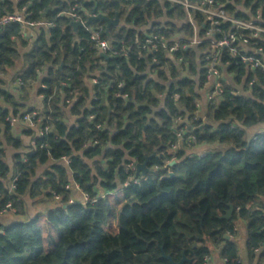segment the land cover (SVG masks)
<instances>
[{
	"label": "trees",
	"instance_id": "obj_1",
	"mask_svg": "<svg viewBox=\"0 0 264 264\" xmlns=\"http://www.w3.org/2000/svg\"><path fill=\"white\" fill-rule=\"evenodd\" d=\"M218 1L237 18H248L264 2ZM74 3L83 21L86 14L119 13L121 24L107 33L104 23L90 24L103 28L115 55L100 57L88 29L73 31L63 13ZM22 5L28 19L39 23L32 40L19 24L0 29V75L12 70V80L23 82L17 91L0 77V209L11 202L22 216L26 195L55 204L0 224V264H169L163 255L200 264L212 246L221 247L224 264H241L226 239L236 219L246 222L248 258L260 251L264 260V131L247 137L248 129L264 123L262 75L255 72L250 96L232 94L226 82L220 96L203 101L207 86L200 66L210 40L181 48L183 39L178 52L167 53L175 35H192L180 6L158 0H0V13ZM195 22L202 26L200 16ZM149 26L167 43L154 53L140 49ZM255 44L264 49V41L249 40ZM92 78L97 84L91 85ZM37 81V128L49 131L38 137L26 128L33 143L25 152L4 119L35 110L26 105L25 91ZM193 146L213 148L186 154ZM146 159L148 172L134 173L138 183L122 187L126 165ZM9 173L19 176L14 192L8 191ZM75 185L88 202L71 198ZM229 205L232 215L222 219Z\"/></svg>",
	"mask_w": 264,
	"mask_h": 264
},
{
	"label": "built area",
	"instance_id": "obj_2",
	"mask_svg": "<svg viewBox=\"0 0 264 264\" xmlns=\"http://www.w3.org/2000/svg\"><path fill=\"white\" fill-rule=\"evenodd\" d=\"M10 2L18 3L21 0H9ZM163 3H168L170 7L180 6L185 11V17L182 23L189 25L192 28L191 37L179 35L181 38L187 40V43L181 46V48H187L192 46H198L204 41L210 40L209 51L202 52L203 63L200 68L205 71V85L204 97L206 102H212L221 94V83L219 77L223 69H238L240 67H246L252 72L249 86L252 87L256 81L255 72H259L264 80V49L262 45L255 44L249 45V40H262L264 41V2L256 8L254 13L248 14V18H237L235 15L229 13L224 4L218 0H158ZM79 7L77 3H74L63 15L69 20V22H84L79 15ZM201 17L202 26L198 28L195 17ZM30 13L26 11V6L22 5L12 12L2 11L0 13V29L9 24H19L24 29L34 28L39 25L38 22L29 20ZM96 16V14H86L87 17ZM46 25V24H45ZM90 32V40L93 42V46L97 53L105 54L108 58L115 55L116 52L112 50L108 41L102 38L103 28L101 26L86 28ZM202 30V36L199 37V32ZM145 39L140 49L146 53H154L158 49V44H167L166 40L161 36L154 34L151 26L146 30ZM24 37L26 35L24 34ZM182 39V40H183ZM172 44L167 47L168 54H175L178 52L179 47L178 37L171 38ZM166 46V45H165ZM226 53V58L224 57ZM177 62L182 61V57L176 58ZM40 75V72H37ZM91 85L97 84V79L92 78ZM23 86V82L20 78L7 84L6 87L14 90H20ZM43 88V86H41ZM233 94V93H232ZM69 101H66L68 103ZM199 107V105H197ZM93 116H90L92 119ZM40 121L39 113L36 110L28 111L19 115H8L5 117L4 122L9 125L10 128L16 124L23 123L27 129H36L38 137H42L49 131V127L45 126L38 129V122ZM96 128L100 129V125H96ZM178 137L181 136L179 132ZM94 144V143H93ZM24 161H26L24 159ZM62 161L68 163L67 158H62ZM136 163L130 162L126 165L125 174L127 175L126 181L122 187H126L129 183H138V180L133 174H138L136 169ZM154 169H157L154 167ZM8 191H16V183L19 179L18 175L8 174ZM75 189L79 190L75 185ZM103 196V195H102ZM57 199V198H56ZM90 199L84 193H82V202H88ZM94 199H92V202ZM73 200L70 199L69 203ZM14 213L15 210L11 202H7L4 207L0 209V214ZM209 257H204L200 264H208ZM225 261V260H224Z\"/></svg>",
	"mask_w": 264,
	"mask_h": 264
},
{
	"label": "crops",
	"instance_id": "obj_3",
	"mask_svg": "<svg viewBox=\"0 0 264 264\" xmlns=\"http://www.w3.org/2000/svg\"><path fill=\"white\" fill-rule=\"evenodd\" d=\"M43 27H47L45 24H42ZM37 27V26H36ZM35 28H27L24 29V34L26 35L27 39L29 40L31 37H33V33ZM180 34L175 35L178 37V40L181 41L183 37L179 36ZM17 69V68H16ZM44 71V70H43ZM14 71H8L5 75H0L2 78L4 85H7L6 83L12 82V74ZM43 75V72L40 73V77ZM252 72L246 68V67H240L236 70L234 69H223L221 71L220 77H219V82L221 85L223 83H228L233 86V90L231 93L235 95H240V96H250L251 95V87L249 86V81L251 79ZM8 77V78H4ZM89 83V82H88ZM39 82L37 81L36 84H32L30 88H27L25 91V103L26 105L31 108L35 109L36 111H40L42 107V97L37 94V89H38ZM90 85V84H89ZM204 90H202L203 94V101H205L204 97ZM19 91V90H17ZM66 120H71V118H66ZM25 129L26 127L24 126L23 123L16 124L14 127L11 128V135L13 137H16L21 143H22V148L21 151H28L29 146L33 143V139L30 137V135L25 134ZM248 135L247 137L252 138L255 136V134L261 133L264 131V123H261L255 127H252L247 130ZM213 147L209 146H193L190 148H187L185 150L186 154L192 155V154H204L211 150ZM7 159L9 161V154L7 153ZM95 192L97 193L98 196L104 195L105 192L101 191L99 187L95 188ZM71 198L74 201H81L82 202V193L81 191L75 189L74 186V191L72 193ZM25 200V207H26V212L22 216L15 215L14 213H5V214H0V224L6 225L9 224L10 222H13L15 220H22V219H29L30 217L34 216L38 212H46V210L52 208L54 206V201H51L47 199L44 196H37L33 199H30L28 195L24 197ZM263 203H264V197L262 198ZM229 240H231L238 252L240 262L241 264H264V260L259 259V253L260 251L257 252V255L255 258L250 260L247 256L246 253V222H244L241 219H236L234 221V229H233V234L228 237ZM227 239V240H228ZM221 247H211V253L209 256V261L208 264H224L225 261L224 259L221 258Z\"/></svg>",
	"mask_w": 264,
	"mask_h": 264
},
{
	"label": "water",
	"instance_id": "obj_4",
	"mask_svg": "<svg viewBox=\"0 0 264 264\" xmlns=\"http://www.w3.org/2000/svg\"><path fill=\"white\" fill-rule=\"evenodd\" d=\"M97 21L104 23L105 25L104 31L105 33H107L111 27H117L119 25V13L116 12L114 18H108L106 15L97 14L96 16L87 17L86 21L84 22H80V21L69 22V25L73 29V31L76 32L77 29L87 28L91 23L97 22ZM100 57L107 59V56L105 54H100ZM147 160L148 159H146L144 163L142 164L136 165L137 172L140 173L142 176L146 174L149 170L146 165ZM171 164H174V161L171 162ZM169 177H172V173L169 174ZM232 212H233V207L229 205V210L221 218L230 219ZM226 239H228V237H226ZM163 258H165L169 262V264H182L186 260L184 257H182V259L179 262L175 263L168 256L163 255Z\"/></svg>",
	"mask_w": 264,
	"mask_h": 264
},
{
	"label": "rangeland",
	"instance_id": "obj_5",
	"mask_svg": "<svg viewBox=\"0 0 264 264\" xmlns=\"http://www.w3.org/2000/svg\"><path fill=\"white\" fill-rule=\"evenodd\" d=\"M120 24H121V23L119 22V25H120ZM119 25H118V26H119ZM46 26L49 27V26H51V25H50L49 23H46ZM91 27H95V24H92ZM32 38H33V37H31L30 39L32 40ZM30 39H29V41H30ZM16 68L19 69V68H20V65L17 64V67H16ZM4 78H8V77H4ZM13 82H14V80H13ZM10 83H11V82L6 83V84H10ZM37 112L39 113V111H37ZM13 208H14V207H13ZM14 210H15V209H14Z\"/></svg>",
	"mask_w": 264,
	"mask_h": 264
}]
</instances>
